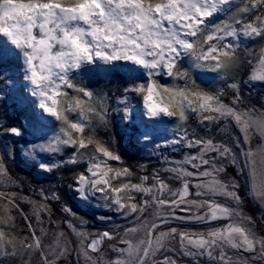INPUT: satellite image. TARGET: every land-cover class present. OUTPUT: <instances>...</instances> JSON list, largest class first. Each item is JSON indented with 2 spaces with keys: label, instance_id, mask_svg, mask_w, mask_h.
Returning a JSON list of instances; mask_svg holds the SVG:
<instances>
[{
  "label": "snow or ice",
  "instance_id": "obj_1",
  "mask_svg": "<svg viewBox=\"0 0 264 264\" xmlns=\"http://www.w3.org/2000/svg\"><path fill=\"white\" fill-rule=\"evenodd\" d=\"M260 3H264V0H260ZM232 4L233 0H0V34L23 52L26 65L24 78L32 86L31 93L37 98V107L61 125L60 135L38 147L52 152L57 151L58 146L65 145L75 148L76 154L91 150L88 153L86 172L77 178V190L82 196L88 189L103 194L125 216L137 211L144 213L153 203L158 210L165 207L173 210L170 214L158 212L156 220L145 222L149 236L147 240L137 244L126 239L122 245H114L116 255L108 264H148L149 259L156 264L157 253L164 251L177 235L184 255L206 256L217 264H234L228 254L229 248L238 253H249L253 258H264V234L257 235L251 227L254 223L252 217H245L239 211L242 198L236 177L232 176L231 181L219 177L221 172L228 170L222 161L228 160L232 169L247 172L249 192L254 199L264 202V188L257 190L252 185L250 165L254 155L251 133L253 129L264 133V113L251 108L241 111L238 95L234 97L232 105L223 103L218 94H210L194 82L189 84V73L181 71L179 67L180 57L187 56L197 69L218 73L233 70L241 63L237 53L238 43L233 41H237L240 36L264 38V16L245 20L247 13L259 7L255 0H252L251 7L246 5L239 9L231 17L232 22L208 26V19L225 9L231 11ZM73 38L77 39L81 47L72 44ZM96 59L105 63L133 62L148 70L147 84L125 89L126 93L142 96L145 115L148 117L163 115L184 121L189 112H198L202 123L230 117L240 126L243 141L237 137L236 148L222 146L212 140L191 139L188 147H199V153L171 169L181 179L211 177L206 182L201 180L194 185L197 189L195 195L204 199H189L192 195L191 186L186 179L181 189L172 191L159 175L154 176L151 186H145L147 177L139 184L112 186L117 178H127L130 171L110 166L109 161H119V156L88 132L94 118L103 119L94 105L95 94L76 87L68 78L71 70L79 68L83 62ZM259 59L264 65V49ZM159 72L178 81L183 80L185 84L182 87H163L153 78ZM252 79L264 81V75L253 76ZM230 86L236 87L235 84ZM161 88L171 98L168 102L154 101V96L159 95L158 89ZM67 89H73L76 96H70ZM65 100L69 101L67 109L64 107ZM121 104L124 105L123 112L127 118L126 97L121 100ZM69 113H77L78 118L73 121ZM9 131L19 135L18 129L12 128ZM185 138L182 134L173 143H183ZM245 143L249 147L245 148ZM70 162L77 161L72 159ZM185 165H191L197 171H188ZM3 172L4 168L0 165V173ZM122 192L142 193L145 197L151 196L152 200L145 198L140 205H126L122 203ZM166 194L172 198L166 200ZM217 196L235 203L222 204L216 200ZM132 198L129 195V199ZM9 203L12 201L9 200ZM192 207L197 210L206 208V211L203 214L197 211L195 215L183 217H178L174 211L180 208L185 212ZM142 219L143 216L138 221ZM169 219H194L206 224L216 221L224 223L206 233H178L176 228H172L155 235L156 229L163 227ZM10 220V216L6 217L4 223ZM138 230L132 227L127 231L136 233ZM105 239H113L112 234L105 231L90 243L81 241L82 254L90 264H99L91 254L100 252V245ZM20 244L27 250H37L41 248V238L33 230L32 240L20 241ZM8 245H11V254L18 253L17 242L7 239L5 232L0 230V252L7 254ZM52 251L56 252L55 249ZM41 254L44 264H51L49 255ZM160 264H175V261L165 255Z\"/></svg>",
  "mask_w": 264,
  "mask_h": 264
},
{
  "label": "rangeland",
  "instance_id": "obj_2",
  "mask_svg": "<svg viewBox=\"0 0 264 264\" xmlns=\"http://www.w3.org/2000/svg\"><path fill=\"white\" fill-rule=\"evenodd\" d=\"M255 2L259 7L247 13L245 20L264 16V3H260V0ZM251 3L252 0H233L231 11L225 9L213 15L207 20L208 26L232 22L231 17L246 5L251 7ZM233 43H238L237 53L241 61L237 68L222 73L197 69L193 67L190 57L182 56L179 60L180 70L189 73V84L194 82L200 89L218 94L223 103L232 105L234 97L238 95L241 100L238 107L241 111L251 108L264 113V81L252 79L253 76L264 75V65L259 59L261 50L264 49V38L240 36ZM24 61L23 52L0 34V165L4 168V172L0 173V230L5 232L7 239L15 240L19 248L17 254H11L12 248L8 245L7 254L0 252V264H44L42 252L49 255L51 264H90L82 254L81 241L90 243L105 231L110 232L113 239H105L100 245V252L91 255L99 264H108L116 255L114 245H122L126 239L137 244L141 240H147L149 236L145 222L156 220L158 212L170 214L173 210L167 207L158 210L153 203L144 213L137 211L125 216L103 194L88 189L82 196L77 190V178L86 172L88 153L91 150L76 154L75 148L65 145L58 146V150L52 152L38 147L60 135L61 125L37 107V98L31 93L32 86L24 78ZM68 78L76 87L95 94L94 105L103 119L94 118L88 132L119 156V161H109L110 166L130 171L127 178L120 177L113 181V187H120L124 183L139 184L144 177H147L145 186H151L154 176L159 175L172 191H177L186 179L191 186L192 195L189 199L200 201L204 198L195 195L197 189L194 185L201 180L206 182L211 177L181 179L171 171L186 158L199 153L200 148L188 147V141L212 140L216 144L232 148L237 147V137L243 141L240 126L230 117L202 123L198 112H189L184 121L163 115L155 118L146 116L142 96L125 92L127 88L147 84L149 81L148 70L133 62L105 63L100 59L83 62L79 68L68 73ZM153 78L163 87H182L185 84V81H178L164 72L155 74ZM232 84L236 87H231ZM67 92L70 96H76L73 89H67ZM158 92L159 95L154 96L155 102H168L171 99L162 88ZM125 97L127 118L123 112L124 105L121 104ZM68 106L69 101L65 100V109ZM69 117L73 121L78 118L77 113H69ZM12 128L18 129L19 135L11 133L9 130ZM182 134L186 137L183 143H173ZM251 141L254 152L250 159L251 181L259 190L264 188V133L253 129ZM247 147L249 145L245 143V148ZM72 159L77 162H70ZM222 163L228 170L221 172L219 177L231 181L234 176L240 186L238 191L242 203L239 211L245 217H252L254 223L251 227L256 230L257 235L264 234V202L254 199L249 192L247 172L232 169L228 160ZM185 168L197 171L191 165H185ZM129 195L133 198L129 199ZM121 198L126 205H140L145 198L152 200L151 196L145 197L136 192H122ZM164 198L167 200L172 197L166 194ZM216 200L222 204L235 203L223 196H217ZM174 211L178 217H183L195 215L197 211L203 214L206 208L197 210L192 207L185 212L176 208ZM9 216L11 220L4 223ZM141 216L143 219L138 221ZM223 223L224 221H216L206 224L194 219H169L163 227L156 229L155 235L172 228H176L178 233H206ZM132 227L139 230L136 233L127 231ZM33 230L41 238V248L27 250L20 241H31ZM53 249L56 250L55 253ZM228 254L234 264H264V258H253L249 253H238L229 248ZM165 255L174 260L175 264H217L206 256L184 255L178 235L164 251L157 253L156 264H160ZM148 264H153V261L149 259Z\"/></svg>",
  "mask_w": 264,
  "mask_h": 264
},
{
  "label": "clouds",
  "instance_id": "obj_3",
  "mask_svg": "<svg viewBox=\"0 0 264 264\" xmlns=\"http://www.w3.org/2000/svg\"><path fill=\"white\" fill-rule=\"evenodd\" d=\"M71 42H72V44H73L75 47H77V48L81 47V45L77 42V39H76V38H73Z\"/></svg>",
  "mask_w": 264,
  "mask_h": 264
}]
</instances>
